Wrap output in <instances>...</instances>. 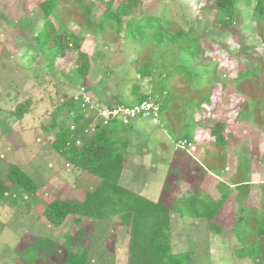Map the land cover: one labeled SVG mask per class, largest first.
Returning <instances> with one entry per match:
<instances>
[{
    "label": "rangeland",
    "instance_id": "374dc122",
    "mask_svg": "<svg viewBox=\"0 0 264 264\" xmlns=\"http://www.w3.org/2000/svg\"><path fill=\"white\" fill-rule=\"evenodd\" d=\"M45 1H0V179L5 180L9 168L16 165L23 168L38 186L36 194L14 188L4 200H0V264H28L17 250L30 244L36 237L54 241L50 258L61 263L68 249L75 248L66 236H74L81 228L85 231L82 246L90 248V264H127L128 237L118 222L111 219L98 222L95 226L93 220L81 218V224H76V217L71 216L63 225L55 228L44 218L46 205L54 199L81 201L85 193L96 189L100 182L95 176L73 167L64 156L51 148L47 132L52 119L59 114L58 122L70 126L75 124L73 121L77 110L68 112L64 108L58 112L60 104L70 97H78L80 106L84 103V97L90 98L91 108L100 107V101L106 106L136 104L138 94L134 89L135 84L141 92L150 94L152 100L160 103L165 96L163 82L169 71L178 65L185 66L193 74L191 84L186 76L177 81L178 90L196 91L214 79L223 84L222 100L218 99L215 103L220 102L216 118L221 119L228 109L227 98L241 95L235 79L240 72L253 66L243 55L225 50L231 41H238L240 36L248 45L255 43L251 33L255 29L253 22L257 17L254 7L257 0H237L240 18L235 26L226 31L221 30L216 11L202 6L205 0H138L133 17L165 18L173 23L171 28L190 31L192 38L199 39L204 51L201 59L194 60L179 47H170L167 55L152 66L151 77L144 80L139 79V74L130 65L134 51L129 48L124 31H121L120 37L113 31H108L105 37H92L70 22L68 29L82 39L81 51L90 58V69L85 79H79L75 74L74 51L71 48L65 49L62 56H57L56 52L37 50L39 44L36 35L46 21L41 9ZM86 3L95 4L90 18L93 22H99L105 4L100 0H86ZM116 7L115 4L113 8ZM73 13L81 16L79 9ZM50 19L61 31L63 27L60 21L55 16ZM65 42L68 43L67 40ZM259 55L264 57V47ZM175 79L172 81L176 83ZM220 86L213 84L217 91ZM182 101L189 103L183 95L180 99H174V104L163 114L158 112L151 117L139 118L122 127L120 135L124 139L123 145L126 144L127 161L136 160L150 166L152 163L159 165L157 159L164 157L163 161L167 163L161 166L167 179L168 172L175 168H179L181 175L188 172L187 163L191 166L194 164L190 161V154L198 160L202 158L199 156L203 155L207 144L195 140L192 134L191 143H187L190 145L183 149L181 143L185 140L182 134H177L179 140L176 142L166 130L168 128L165 129L166 124L177 130L183 124L191 129L195 109ZM20 106L25 110L22 117ZM261 119H264V111ZM231 129L233 137L226 151L227 170L215 175L221 181L229 182L239 160L251 153L249 144L253 139L259 151L257 158L250 159L247 164V180L252 188L243 202L235 200L237 193L232 189L224 203L222 212L226 227L220 235L210 233L205 221L177 214L172 217L171 250L173 253H189L192 264H264L260 257L240 259L236 255L235 248L239 243L233 232L239 228L237 219L241 212L260 205L261 185L264 183V126L248 120L233 125ZM178 149L186 154L177 159L178 164L171 165ZM145 150L150 151V158L144 155ZM202 168L206 170L204 165ZM131 176L129 173L121 178L120 185L128 190L131 186L127 178ZM159 176L157 173L151 176L152 183H163V176ZM214 179L210 177L204 186L216 193ZM178 185L175 197L190 192L186 182H179ZM259 243L264 245L262 233Z\"/></svg>",
    "mask_w": 264,
    "mask_h": 264
},
{
    "label": "trees",
    "instance_id": "16d2710c",
    "mask_svg": "<svg viewBox=\"0 0 264 264\" xmlns=\"http://www.w3.org/2000/svg\"><path fill=\"white\" fill-rule=\"evenodd\" d=\"M100 1L105 4V10L99 22H93L90 18L95 6L93 3L87 4L86 0H46L41 5L46 21L36 35V42L39 44L37 50L56 52L57 56H62L65 49L71 48L74 51L75 74L79 79H85L90 69V58L81 51L82 39L68 29L70 22H73L82 33L92 37H105L108 31H113L120 37L121 31H124L129 48L134 51V59L130 65L141 80L151 77L152 66L159 58L167 55L170 47H179L194 60L203 57L200 41L192 38L190 31L186 32L179 27L171 28L173 23L162 17H133L139 5L138 0ZM204 3V8L216 11L217 22L222 31L235 26L240 18L237 0H205ZM115 4L116 9L113 8ZM76 7L81 11V16L73 13L77 10ZM254 12L257 18L253 22L255 29H252L251 36L255 43L248 45L240 36L238 41H231L225 50L243 55L253 66L240 72L235 79L237 91L241 95L227 98L228 109L221 119L216 118L220 102L217 105L215 103L218 99L222 100L224 86L218 80H210L206 87L196 91L178 90L177 81H181L184 76L189 84L193 81V74L183 65L173 67L165 78L162 87L165 96L160 102L159 113L168 111L174 104L173 100L180 99L183 95L189 103L182 102L187 106L193 105L195 109L191 129L184 124L178 130L166 124L165 129L168 128L166 130L176 142L179 140L177 134L180 133L185 140L183 142L191 143L189 141L194 135L195 140L207 145L200 159L201 165L194 164V168L187 163L189 170L182 175L179 174V168L170 170L157 202L120 185L126 160V144L123 145L124 139L122 140L120 133L122 127L127 125L116 122L103 127L98 123L95 132L88 135L85 129L92 122L91 119H86L85 112L74 97L65 98L58 112L64 108L68 112L77 110L73 121L76 129L72 131L69 124L58 122V114L52 119L47 132L50 146L73 167L95 176L100 182L96 189L87 191L81 201L56 198L47 204L43 216L51 226L60 227L71 216L76 217V224H81V218H88L95 222V226L98 222L112 219L126 230L127 264H192L189 253H173L171 250L170 235L172 217L175 214L205 221L212 234L220 235L225 231L222 208L232 189L237 193L235 200L238 202H243L251 191L252 184L247 180V164L250 159L257 158V142L250 139L251 153L239 160L229 182L214 179L216 193L213 189H202L201 185L207 172L216 174L227 169L226 151L233 137V125L250 120L255 125L264 126V119H261L264 111V57L259 55L264 47V0L256 1ZM52 16L60 21L63 27L61 31L50 19ZM173 78H176V83L172 81ZM215 83L221 85L219 91L213 88ZM134 89L138 94L137 103L151 98L150 94L141 92L137 84ZM100 107L111 106L100 101ZM213 108L215 109L212 110ZM19 109L22 117L25 110L22 106ZM78 140L82 141L80 147L76 145ZM177 151L178 158L186 154L182 150ZM176 161L178 164V160ZM179 182L189 183L193 187L190 188V193L175 197ZM14 188H20L28 194L38 192L34 180L16 165L9 168L5 180L0 179V200H4ZM259 204L243 210L238 216L239 228L233 232L239 243L235 253L240 259L260 257L264 260V245L259 243L261 233L264 234V183L261 185ZM84 238L85 231L82 228L74 236H66L75 248L68 249L61 263L50 258L54 247L51 238L36 237L17 252L21 253L20 257L28 264H90V248L82 246Z\"/></svg>",
    "mask_w": 264,
    "mask_h": 264
},
{
    "label": "built area",
    "instance_id": "2783aa9c",
    "mask_svg": "<svg viewBox=\"0 0 264 264\" xmlns=\"http://www.w3.org/2000/svg\"><path fill=\"white\" fill-rule=\"evenodd\" d=\"M85 89H82L84 91ZM77 101L78 97L75 98ZM90 98L84 97V103H81V108L86 114V119H91V123L85 129L88 135H92L95 132V128L99 123L101 126L106 127L113 123L120 122L124 125L130 124L139 118L151 117L157 115L160 110V103L149 98L136 104H116L111 107H98L90 106ZM91 108V110H90ZM90 110V113H89ZM70 129L74 131L76 124H72ZM82 143L81 140L76 142V145ZM82 145V144H81ZM186 142L181 143L183 149L186 148Z\"/></svg>",
    "mask_w": 264,
    "mask_h": 264
},
{
    "label": "crops",
    "instance_id": "0c3cea01",
    "mask_svg": "<svg viewBox=\"0 0 264 264\" xmlns=\"http://www.w3.org/2000/svg\"><path fill=\"white\" fill-rule=\"evenodd\" d=\"M146 154H144L146 157L150 158L152 155L150 153V151H147L145 150ZM178 151L176 150L175 151V155H174V158L172 160V164L173 163H177V158H178V155H177ZM182 156V155H181ZM180 156V157H181ZM202 155H200L199 157H201ZM190 161H193L194 164H200L201 165V160H198L197 157L195 158L194 156H192L190 154ZM153 158V157H152ZM164 157L163 158H158L157 159V162L160 161V164L159 165H156L154 163H152L150 166L146 165V163L142 162V163H138V161L136 160H133V161H127L125 160V163H124V167H123V170H122V173H121V177H120V183H121V178H123L125 175H130L132 174L131 178H127L129 181H128V184L131 186L130 188V191L134 192V193H137L138 195H141L145 198H147L148 200L152 201V202H157L160 198V195H161V191H162V188H163V185H164V182H165V177H166V174L165 176H163V168L161 165H163L164 163H167V161H163ZM175 160V161H174ZM153 162H154V158H153ZM194 164L192 166H194ZM170 165V166H171ZM19 167V166H18ZM164 167V166H163ZM21 168V167H20ZM195 168V166H194ZM23 171H25L23 168H21ZM133 170H135L133 172ZM137 170V172H136ZM227 170V169H226ZM153 171V172H152ZM206 171V170H205ZM26 172V171H25ZM27 173V172H26ZM134 173H136L134 175ZM160 174V176L162 175L163 178H162V182L161 184L157 185V184H154L152 183V180L151 178L153 177L154 174ZM170 173V171L168 172V174ZM28 174V173H27ZM29 175V174H28ZM137 176V177H136ZM152 176V177H151ZM159 176V177H160ZM210 177H214L215 179H219V177H217L215 174H212V173H206L205 174V181L202 183L201 187L202 189L204 190H207V188L204 186L205 182L210 178ZM160 180V179H159ZM185 183V182H184ZM190 188H193L189 183H186ZM132 188L136 189L133 190ZM195 188V186H194ZM191 191V189H190ZM190 193V192H189ZM223 208H224V205H223ZM222 208V209H223ZM188 218V217H186ZM194 220H198V219H194ZM56 228V227H55ZM124 229V228H123ZM125 230V229H124ZM126 231V230H125Z\"/></svg>",
    "mask_w": 264,
    "mask_h": 264
}]
</instances>
